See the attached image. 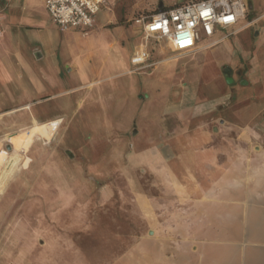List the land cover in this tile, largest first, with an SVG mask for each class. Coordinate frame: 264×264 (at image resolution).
I'll use <instances>...</instances> for the list:
<instances>
[{"label": "rangeland", "instance_id": "374dc122", "mask_svg": "<svg viewBox=\"0 0 264 264\" xmlns=\"http://www.w3.org/2000/svg\"><path fill=\"white\" fill-rule=\"evenodd\" d=\"M184 1L119 0L128 29L108 28L112 15L103 9L98 32L106 26L109 38L68 33L60 50L72 57L66 64L4 60L31 96L12 102L0 88V112L41 101L4 116L0 141L31 116L50 126L35 127L49 144L21 141L16 170L0 185V264H186L183 249L200 245L189 238L187 191L180 205L174 199L172 169L188 171L198 125L217 117L232 114L264 136V0H245L247 19L192 53L150 39L147 67L133 65L143 43L135 20ZM119 51L124 66L115 65ZM74 64L79 71L67 68ZM227 69L235 72L230 83ZM37 83L41 93L30 89ZM256 140L252 149L264 147L263 137Z\"/></svg>", "mask_w": 264, "mask_h": 264}, {"label": "crops", "instance_id": "0c3cea01", "mask_svg": "<svg viewBox=\"0 0 264 264\" xmlns=\"http://www.w3.org/2000/svg\"><path fill=\"white\" fill-rule=\"evenodd\" d=\"M45 2L46 0L0 2V15L3 17V35L0 37V88L12 102L17 94L30 98L31 93L23 88L21 83L15 84L14 69L4 65V60L10 61L16 56L24 63H31L32 60L41 63L56 58L60 64L64 63V60L66 64L72 58L63 57L60 50L67 34L78 32L61 33L53 24ZM118 2L119 0H115L101 11L104 9L111 13L108 28L115 29L117 26L121 35L128 28L126 23L123 24L124 14L119 12ZM103 28L98 32L96 22L95 28L86 38H90L96 30L100 37L108 39L104 34L107 27ZM137 31L142 33L143 43H139L135 51L146 42L149 50V41L145 40L141 28H137ZM221 40L211 41V45ZM121 42L122 37L113 41L118 46ZM67 46L69 49L70 45ZM69 51L70 54L73 52L72 46ZM132 57L133 55L130 58L131 63ZM115 65L124 66L122 55L117 56ZM79 67L78 64L67 66L71 72L79 71ZM35 81L34 77L29 76L30 85ZM31 87L32 91L37 90L40 93L44 90L41 83L30 86V89ZM40 101H27L23 105L1 111L0 123L6 119L4 116L19 110H31ZM228 116L227 120L220 116L209 123L198 125V129L203 128L196 140L199 142L198 146L188 154V171L185 172L186 167L179 172L172 169L174 199L178 200L180 205L187 191L189 238L200 244L183 249V253L189 256L186 264H264V147L261 146L260 149L254 146L252 149V143H257V137L264 136L250 129L247 131L233 119L232 114ZM49 121H38L31 116L29 124L20 126L22 129L6 135L5 139L0 141V185L3 189L16 170L14 160L20 152L21 141L33 146L39 140L49 144L44 138L45 134L37 133L35 129L37 126H45ZM52 125L51 128L54 127ZM215 127L218 128L217 132L213 129ZM30 129H33L32 135L28 131ZM4 140L12 146L11 154L1 150ZM157 160L163 161L164 158L158 157ZM3 189L0 186V190Z\"/></svg>", "mask_w": 264, "mask_h": 264}, {"label": "built area", "instance_id": "2783aa9c", "mask_svg": "<svg viewBox=\"0 0 264 264\" xmlns=\"http://www.w3.org/2000/svg\"><path fill=\"white\" fill-rule=\"evenodd\" d=\"M2 0H0L1 2ZM108 0H46V10L61 33L78 32L86 38L96 26V17ZM248 4L245 0H185L172 8L135 20L146 41L156 39L166 42L176 53H192L199 44L213 40L219 33L237 26L247 19ZM264 19V16L262 17ZM0 15V37L3 35ZM145 41V42H146ZM147 42L132 57L140 69L149 59ZM6 146L9 145L4 140ZM5 144L1 146L8 154Z\"/></svg>", "mask_w": 264, "mask_h": 264}, {"label": "flooded vegetation", "instance_id": "af4514ba", "mask_svg": "<svg viewBox=\"0 0 264 264\" xmlns=\"http://www.w3.org/2000/svg\"><path fill=\"white\" fill-rule=\"evenodd\" d=\"M234 75H235V72L232 71V70H230V69H227V70L224 71V77H225V79H228L230 82H231V79H230V78L234 77ZM220 122H222L221 119L219 120V123H220ZM220 124H221V123H220ZM218 125H219V124H218ZM213 129H214L215 132L218 131V128H217V127L213 128Z\"/></svg>", "mask_w": 264, "mask_h": 264}, {"label": "water", "instance_id": "95a60500", "mask_svg": "<svg viewBox=\"0 0 264 264\" xmlns=\"http://www.w3.org/2000/svg\"><path fill=\"white\" fill-rule=\"evenodd\" d=\"M158 9H159V11H163V10H164V6H163V4H161V5L159 6ZM226 80H227V82L230 83V81H229L228 79H226ZM6 150L9 151V152H12V148H11V146H10V145H7V146H6ZM67 153H68V155L70 156V158H72L71 153H70V152H67ZM17 176H18V175H17ZM17 176H16V177H17ZM16 177H15V178H16ZM15 178H14V179H15Z\"/></svg>", "mask_w": 264, "mask_h": 264}, {"label": "trees", "instance_id": "16d2710c", "mask_svg": "<svg viewBox=\"0 0 264 264\" xmlns=\"http://www.w3.org/2000/svg\"><path fill=\"white\" fill-rule=\"evenodd\" d=\"M158 12H159V10H158V11H156V12H154V13L156 14V13H158ZM247 16H248V15H247Z\"/></svg>", "mask_w": 264, "mask_h": 264}, {"label": "bare ground", "instance_id": "6f19581e", "mask_svg": "<svg viewBox=\"0 0 264 264\" xmlns=\"http://www.w3.org/2000/svg\"><path fill=\"white\" fill-rule=\"evenodd\" d=\"M11 146V145H10ZM11 148H12V146H11Z\"/></svg>", "mask_w": 264, "mask_h": 264}]
</instances>
